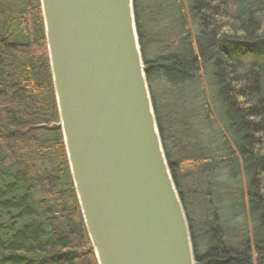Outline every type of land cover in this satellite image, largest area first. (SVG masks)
<instances>
[{"label": "trees", "instance_id": "trees-1", "mask_svg": "<svg viewBox=\"0 0 264 264\" xmlns=\"http://www.w3.org/2000/svg\"><path fill=\"white\" fill-rule=\"evenodd\" d=\"M168 4L179 16L180 30L165 42L149 36L142 1L134 0L157 123L187 213L196 263L264 264V0ZM158 42L167 52L149 58L148 50ZM205 70L216 86L225 128L217 135L226 140L225 156L206 145L188 152L181 142L188 121L207 133L216 122L207 98L199 112L182 117L178 131L163 111L162 99L177 88L203 92ZM186 161L208 173L234 167L248 176L237 196L257 223L253 246L249 238L243 246L227 240L208 193L197 202L209 201L205 211H212V224L195 229ZM0 264H98L66 155L40 0H0Z\"/></svg>", "mask_w": 264, "mask_h": 264}, {"label": "water", "instance_id": "water-1", "mask_svg": "<svg viewBox=\"0 0 264 264\" xmlns=\"http://www.w3.org/2000/svg\"><path fill=\"white\" fill-rule=\"evenodd\" d=\"M63 141L98 264H197L134 0H40Z\"/></svg>", "mask_w": 264, "mask_h": 264}, {"label": "rangeland", "instance_id": "rangeland-1", "mask_svg": "<svg viewBox=\"0 0 264 264\" xmlns=\"http://www.w3.org/2000/svg\"><path fill=\"white\" fill-rule=\"evenodd\" d=\"M140 1H142L143 16L146 20L149 36L155 39L160 38L165 42L174 39L180 30V21L176 11L168 4V0ZM195 26L192 27L194 35L197 32V26ZM166 52L163 44L158 42L148 50L147 54L149 58H155ZM202 86L203 92L200 89V93L199 89L198 92L194 93L193 88L186 86L182 89L177 88L162 99L164 114L169 115V121L174 125L176 131L180 129V121L184 120L182 117L191 118L192 110L197 108L196 111H198L204 98L209 101L216 119V122H213L214 125L208 131L217 135V133L225 130L221 109L217 101L216 86L212 75L207 70L203 72ZM188 122L191 124L188 134L181 141L188 152L197 153L202 146L206 145L214 147L215 153H220L221 156L227 154V150L223 145L226 140H221L218 135L214 138L205 129L199 130L197 123ZM223 150L224 152H222ZM184 168L186 186L189 187L191 193L195 194L192 199L196 202L191 207L195 229L200 226L203 230V227L207 228V223L212 224V211H205V207L208 208L209 206V201L206 199L207 201H202L201 204L199 201L197 202L200 194L208 193L213 198L210 203L214 207L216 206L219 217L226 228L227 240L233 245L243 246L249 238L253 246L257 240V223H255V218L249 215L246 201L244 199L240 200L237 196V188L246 187L248 176L241 169H235L234 167H219L215 172L208 173L202 167L193 166L190 161L185 162ZM198 241L201 243L200 238Z\"/></svg>", "mask_w": 264, "mask_h": 264}]
</instances>
